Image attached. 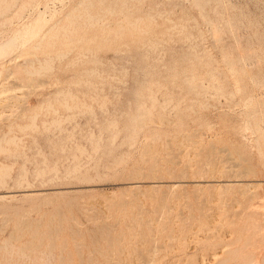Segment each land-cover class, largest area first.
Segmentation results:
<instances>
[{"label":"rangeland","instance_id":"1","mask_svg":"<svg viewBox=\"0 0 264 264\" xmlns=\"http://www.w3.org/2000/svg\"><path fill=\"white\" fill-rule=\"evenodd\" d=\"M11 1L0 264H263L264 0Z\"/></svg>","mask_w":264,"mask_h":264},{"label":"bare ground","instance_id":"2","mask_svg":"<svg viewBox=\"0 0 264 264\" xmlns=\"http://www.w3.org/2000/svg\"><path fill=\"white\" fill-rule=\"evenodd\" d=\"M88 1H89V0H88ZM88 1H87V2H88ZM92 1H93V0H92ZM11 2H13V4H14V1H13V0H12ZM79 2H80V1H79ZM84 2L86 3V0H84ZM84 2L81 1V4H82V3L84 4ZM9 3H10V2H9ZM9 3H8V4H9ZM88 3H89V2H88ZM90 3H92L91 0H90ZM9 5H10V4H9ZM8 7H9L8 5H7V7L4 6V8H7V9H8ZM0 8H1V9H4V8H2V7H0ZM9 8H10V7H9ZM1 9H0V13H1V14H2V11L7 12L6 9H4V10H1ZM8 10H9V9H8ZM52 17H53V15H52ZM45 20H46V16L40 14V15H38L35 19H33L31 22L25 23L24 27H25L26 29H28L29 27H32V26H38V27H40V24H43V23L45 22ZM37 30H38V29H37ZM48 31H49V30H48ZM49 33H50V31H49ZM50 34H51V33H50ZM51 35H52V34H51ZM3 45H4V44H0V48H2ZM63 54H64V53H63ZM66 54H67V53H66ZM0 72H1V71H0ZM65 101H66V100H65ZM70 107H71V106H70ZM249 122H250V121H248V123H249ZM58 123H59V122H58ZM33 125H34V124H33ZM249 125H250V124H249ZM29 126H30V125H29ZM11 138H13V137H11ZM13 139H15V137H14ZM9 140H10V139H9ZM10 141H11V140H10ZM7 142H8V141H7ZM206 157H207V156H206ZM208 159L210 160L211 158H208ZM211 161H212V160H211ZM211 161H210V162H211ZM213 162H214V161H213ZM204 163H206V162H204ZM208 163H209V162H208ZM208 163H206V165L204 164L203 166H205V167H203L202 169H205L206 167H208V166L210 165V164L208 165ZM211 163H212V162H211ZM243 164H244V163H243ZM207 165H208V166H207ZM213 165H216V164H213V163H212V164H211L212 167H216V166H217V165H216V166H213ZM242 166H243V165L241 164V167H242ZM249 166H250V165H249ZM212 167H211V168H212ZM209 168H210V167H208V169H209ZM248 168H249V167H248ZM208 169H207V172H208ZM214 169H215V168H214ZM216 169H217V168H216ZM229 169H230V168H229ZM236 169H237V168H236ZM239 169H240V168H239ZM239 169H237V170H239ZM242 169H244V170L247 169L246 164H245V168H244V166H243ZM250 169H252V168H250ZM205 170H206V169H205ZM211 170H212V171H211L210 173H211V175H213V171H214V170H213V169H211ZM233 170H234V168L232 169L231 172H233ZM248 170H249V169H247V171H245V172L247 173ZM42 171H43V173H44V170H42ZM48 171H49V170H48ZM209 171H210V169H209ZM217 171H218V170H217ZM225 171H226V170H225ZM225 171H224V173H225ZM229 171H230V170H229ZM242 171H243V170H242ZM218 172H219V171H218ZM235 172H236V171H235ZM239 172H240V170H239ZM239 172H238V173H239ZM245 172H244V173H245ZM221 173H222V172H221ZM226 173H227V172H226ZM246 173H245V174H246ZM241 174H243V172H242ZM241 174H240V175H241ZM3 175H4V174H3ZM184 175H185V174H184ZM209 175H210V174H209ZM211 175H210V176H211ZM233 175L236 176V175H238V174H237V173H236V174L234 173V174H232V176H233ZM206 176H207V175H206ZM206 176H205V178H206ZM214 176H217V175L214 174L213 177H214ZM222 176H226V175H223V174H222ZM222 176H221V177H222ZM228 176H231V175H228ZM162 177H164V176H162ZM182 177H183V175H182ZM185 177H186V176H185ZM213 177H212V178H213ZM238 177H239V176H238ZM244 177H245V176H244ZM2 178H3V176H2ZM179 178H181V177H179ZM183 178H184V177H183ZM200 178H204V177H200ZM209 178H211V177H209ZM209 178H208V179H209ZM214 178H215V177H214ZM217 178H218V177H217ZM217 178H216L215 180H217ZM219 178H220V177H219ZM219 178H218V179H219ZM226 178H227V177H226ZM229 178H230V180H231L232 177H229ZM236 178H237V177H236ZM160 179H161V178H160ZM227 179H228V178H227ZM202 180H203V179H202ZM215 180H214V181H215ZM221 180H222V179H221ZM237 180H239V179L237 178ZM177 181H178V180H177ZM181 181H183V180H181ZM209 181H210V180H209ZM134 182H135V181H134ZM221 182H222V181H221ZM230 182H231V181H230ZM235 182H236V181H235ZM235 182H234V183H235ZM206 183H207V182H206ZM227 183H228V181L226 182V184H227ZM237 183H238V182H236L235 184H237ZM178 184H179V183H178ZM180 184H181V183H180ZM213 184H214V183H213ZM216 184H220V182H217ZM226 184H225V185H226ZM230 184H231V183H230ZM230 184H228V185H230ZM244 184H245V183L240 182L238 185H244ZM248 184H254V183H247V185H248ZM231 185H232V184H231ZM231 185H230V187H232ZM233 185H234V184H233ZM245 185H246V184H245ZM254 185H255V184H254ZM259 185H260V184H259ZM135 186H136V185H135ZM248 186H252V185H248ZM197 187H198V186H197ZM228 188H229V186H228ZM239 188H240V187H239ZM249 188H250V187H249ZM250 189H252V188H250ZM255 189H256V188H255ZM250 191H251V190H250ZM27 193H28V192H27ZM245 194H246V193H245ZM4 196H5V195H3V194L0 193V197H4ZM246 226H247V225H246ZM253 226L255 227V225H253ZM257 227H258V225H257ZM252 228H253V227H252ZM255 229H257V228H255ZM109 237H110V236H109ZM248 241H249V240H248ZM10 243H11V242H10ZM10 243L8 242V244H10ZM6 244H7V243H6ZM6 244H4V245H6ZM11 245H12V244H11ZM11 245H10V246H11ZM13 245H14V244H13ZM13 245L11 246L12 248H13ZM10 246H9V247H10ZM14 247H15V245H14ZM5 248H7V247L5 246ZM239 248H240V247H239ZM230 249H231V248H230ZM19 251H20V250H19ZM22 251H23V250H22ZM22 251H21V254H22ZM42 253H43V252H42ZM44 253H45V251H44ZM49 253H51V252H49ZM234 253H235V255H237L236 250L234 251ZM25 254H26V253H25ZM39 254H40V253H39ZM39 254L36 253L35 255H39ZM45 254H46V253H45ZM40 255H41V254H40ZM42 255H43V254H42ZM214 255H216V254H214ZM225 255H226V254H225ZM23 256H24V254H23ZM28 256H29V255H28ZM21 257H22V256H21ZM34 257H35V256H34ZM34 257H33V258H34ZM46 257H47V255H46ZM36 259H38V257H37ZM46 259H47V258H46ZM31 260H32V259H31ZM43 260H44V261H47V260H45V259H43ZM211 260H212V259H211ZM227 260H228L227 258L222 259V260H220V261L218 262V264H225ZM33 261H34V262L36 261L35 258H34ZM38 261H39L38 263H40V260H38ZM48 261H49V259H48ZM212 262H214V261H212ZM248 262H249L248 264H261V262H260L258 259H256V258L250 259ZM46 263H47V262H46ZM36 264H37V263H36ZM211 264H214V263H211ZM263 264H264V262H263Z\"/></svg>","mask_w":264,"mask_h":264}]
</instances>
